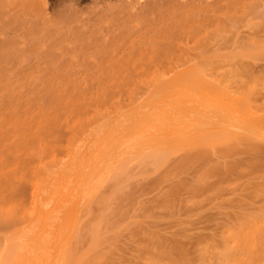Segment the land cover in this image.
Wrapping results in <instances>:
<instances>
[{"label": "rangeland", "instance_id": "374dc122", "mask_svg": "<svg viewBox=\"0 0 264 264\" xmlns=\"http://www.w3.org/2000/svg\"><path fill=\"white\" fill-rule=\"evenodd\" d=\"M35 3L0 0V72L26 74L40 59L29 73L72 144L50 134L60 149L47 135H0L6 205L7 194L23 196L22 205L31 194L42 200L36 181L44 170L54 202L47 199V218L33 232L22 213L32 206L20 213L12 204V213L0 204V264H264V17L242 26L251 34L213 67L119 55L110 66L111 48L79 40L67 26L108 23L118 0ZM97 140L105 159L71 166L66 152L76 145L85 153ZM63 149L65 159L56 158ZM3 181L16 184L15 195ZM253 236L254 249L246 245L259 252L254 258L244 249Z\"/></svg>", "mask_w": 264, "mask_h": 264}, {"label": "bare ground", "instance_id": "6f19581e", "mask_svg": "<svg viewBox=\"0 0 264 264\" xmlns=\"http://www.w3.org/2000/svg\"><path fill=\"white\" fill-rule=\"evenodd\" d=\"M31 1L36 2L37 4L39 3V0H31ZM263 17H264V0H118L115 11L112 15V20L109 21L108 23L98 24L96 26H92L90 28L83 30H80L74 25H68L67 29L69 31L73 30V34L75 33V35L79 40H86V42L89 43L90 45H93L95 47H102L104 49L111 48L112 50L110 52H112V55H110V58L107 59V64L109 65L110 64L117 65L118 62L122 61L121 59L118 58L116 62H112L113 57L119 55L120 58H126V57L131 58L134 56L136 57L138 56L141 58H147V60L149 61L154 60L161 62L162 61L175 62L177 66L186 65V68L194 69V68L213 67V65L217 63V61L222 57V55L226 51L229 52L235 49L236 41L238 37L241 36V34L243 33L246 35L251 34L249 30L242 29V26H246L250 28V25L251 23H253L254 20ZM32 59H33L32 64L26 68L28 69V72L26 73L25 72L26 70L24 71L26 74L24 73L21 74V72H20L21 75L0 72V135L49 136L50 134L51 136L56 137L57 140L58 138H60L61 140L62 139L65 140L63 137L64 133L62 132L61 126L58 123V116H57L58 114L56 113L51 114L50 112H47L43 108L42 102H40L42 89L36 88L38 86L37 80L33 76V73H29V71H32L31 69H34L35 67L39 66L40 59L35 57H33ZM48 64L52 65L55 64V62H52L49 59ZM22 65L25 64L18 62L17 65L15 66L19 68L22 67ZM13 66L14 63L8 65V67H13ZM43 86L44 85H41V87L39 88H44ZM51 136H49V138ZM53 137H51L50 140H52ZM60 139L59 141L61 142ZM68 140L65 141H67L69 145L71 141L69 140L70 141L69 142ZM52 142L53 143L51 144L53 145L58 143V142L55 143L56 141L53 140ZM49 146L48 149L50 151L51 148L53 149L56 148V147L55 148L52 147L51 145ZM58 146L59 144H57V148ZM74 146H72L73 148L72 149L70 148L66 152L69 160L72 161L71 166H74L73 160L74 161L78 160L79 162L78 165L80 166L82 159L88 157L89 158L88 160L91 163L90 165L94 167L98 163H101L105 159L107 154V151L100 147L98 140L97 143H95L94 148H92V150L89 149L88 151H85V153H82L81 152L82 150L79 151L80 148L73 151ZM66 148L67 146L65 147V149ZM58 149H60V147ZM52 151L54 152V150ZM65 151L66 150L64 149L63 152L60 151V153L59 151H57L58 157L56 156L57 153L54 152V154L56 158H59V156L61 157L64 156V158L62 159H65L66 156L61 155V153L64 154ZM53 159L55 158H52V161L50 159L51 163H54ZM59 159H57V161ZM69 160L66 159V161L68 162ZM64 164H65V160H64ZM59 165H61V163ZM63 165L61 166L63 167ZM40 166L42 167L41 164ZM44 168L42 169L44 170ZM36 169H40L39 165L38 168ZM52 169H54V167H52ZM46 170H48V168H46ZM65 171L66 170H64V172ZM43 172L41 173L39 171V174L37 173L36 175L38 176L40 175V173L42 175ZM62 174H63V170H61L59 175L60 176L59 184L61 186H64L66 185L65 183H67V180L64 182L62 178ZM40 176H39L40 180H37L36 183L40 181L42 186L40 185L41 186L40 190L36 189V191L38 193L40 191V196H42V200L40 199V201L42 202L36 199V196L38 197V194H36V196L34 194H31V198L32 196L35 197V199L33 198L34 199L33 203L30 198L29 199L30 201L28 200V202H31L32 204L30 203L29 205L28 204L22 205L23 201L20 203L21 199H23L22 195H20L22 196V198L16 201L18 198V195L16 194L17 197L15 196L16 197L15 200L16 202H15L14 196H10L12 194L9 195L7 194V192H3L1 193L2 195L4 193L7 194L3 196L9 197L14 202L13 203L11 201L12 202L11 203L9 198L8 199L5 198L7 199V201H9V205H6L5 203L6 200L4 202L3 199L4 197L0 195L1 196L0 204L4 203L3 205L1 204L2 209H4L3 206H6V209L8 210H10V208L17 206L16 208L20 207L18 208V211L20 209V211L22 212L23 210H25L27 206L28 208L32 206L31 208L28 209L29 211L27 209L24 211V212L27 211L26 213L22 212L23 214H25V216L29 215L26 216L27 218L24 217L25 219H30L31 217V221L27 220V225L29 224L31 225V227L26 226L27 230L29 229L28 231H32V227H37V225L39 228V224L42 225V222L39 221L40 218L42 219V221L46 219L48 213L47 210L50 209L48 208V206H46V201L47 199L50 198V194L53 193L51 192V190H53L51 189L53 188L51 187L52 182L49 181L48 177L47 179H45V181L43 180L44 181L43 182L41 178L42 176L41 177ZM32 178H36V176ZM58 179L59 178H57L56 180L57 184H58L57 182ZM19 180L22 181V179ZM27 183L25 180H23V184L25 186L27 185ZM34 183L35 181H33V183L31 184ZM5 184L6 182L3 181L4 186L1 187L2 189L3 187L6 186ZM23 184L22 182H20V185ZM55 184H53V186ZM9 185L11 186V188ZM9 185H8L9 187L6 186L5 189L7 190V188H10L8 190L13 193L12 187L16 189L17 188L15 187L16 184L10 182ZM70 185L68 187H70ZM25 186L22 187L24 188ZM35 186L37 188V186L39 185L36 184ZM30 190L33 191V189ZM58 190L59 188L57 189L56 192H58ZM67 190H70V188ZM17 191L18 190L16 189L15 192ZM56 192H54V194ZM62 192L60 194H62ZM60 194L58 193V195ZM66 196L65 197L62 196V197L67 199ZM52 197L54 196L52 195ZM65 199L63 201H65ZM63 201L61 202L64 203ZM50 202L51 204L54 203L52 199ZM58 203L57 206L59 205ZM20 205L21 206L25 205L26 207L24 206V209L23 208L21 209ZM48 205L50 206V204ZM15 209L12 210V213L13 211H17V209L16 210ZM56 211H58L59 213L60 210L57 208ZM7 213L10 212L7 211ZM30 213L32 214L31 216ZM57 215L58 214H56V216ZM55 221L56 223H59L61 220L60 221L58 220L59 222L57 220H54L53 222ZM37 222H39V224ZM36 223L37 225L35 226ZM55 225L57 224H53V226ZM47 228L48 227H46V229ZM45 231L46 230H44V232ZM251 238L252 240L246 241L245 245L247 244L252 250L254 249V247L250 246L249 243H247V242H251L250 244H252L254 236ZM257 244L259 243L253 245H257ZM247 245L244 246L245 250L249 249ZM257 247H260L259 248L260 250L258 249V251H260V254L263 251L262 257H264V249H262L261 246H257ZM248 252L250 251L248 250ZM252 252L250 253L252 254ZM257 252L255 253L253 252V258L254 255H257ZM62 254H63V256L61 255L62 257H64V255L66 256L65 252L64 253L62 252ZM240 260H245V259H240ZM30 261L32 260L30 259ZM60 261L61 263L59 262V264H62L63 260L60 259ZM247 261L253 262V260L251 261L246 259L245 264L254 263V262L250 263ZM241 264H244L243 261Z\"/></svg>", "mask_w": 264, "mask_h": 264}]
</instances>
